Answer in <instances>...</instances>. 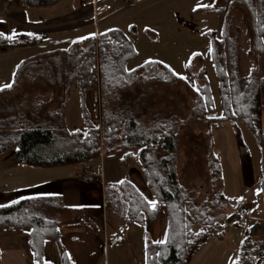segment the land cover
<instances>
[{
	"label": "trees",
	"instance_id": "16d2710c",
	"mask_svg": "<svg viewBox=\"0 0 264 264\" xmlns=\"http://www.w3.org/2000/svg\"><path fill=\"white\" fill-rule=\"evenodd\" d=\"M23 1L29 7L55 3V0ZM133 1L128 0L127 3L131 5ZM224 3L221 8L225 14L223 41L212 39L211 51L222 89L225 116L221 119L212 117L215 102L209 79L202 70L198 76L200 86L194 91V118L210 128H218L217 124L222 120L230 121L235 128H238V123H243L264 148V135L260 128L264 78L256 64L251 79L245 85L241 83L236 63L237 45L226 32L233 7H240L249 18L254 57L258 63L264 62V0H224ZM210 9L215 11L213 8L203 10ZM38 43L37 39L19 42L0 32V50ZM38 57L35 55L19 64L12 87L4 89L3 93L15 89L24 75L27 78L33 76L43 65L56 68L50 70L48 78L65 81L68 86L77 88L85 129L82 132L68 130L65 120L67 93L61 111L50 114L47 123L25 116L0 121V156L14 151L13 161L19 166L39 169L84 166L87 171L103 156L125 152L121 165L142 171L154 200H148L129 180L119 185H108L104 194L113 213L128 225H146L157 221L163 205L169 217L167 241L163 244L148 241L146 244V264H190L192 257L211 237L222 238L224 221L221 217L230 209L231 201L222 191L223 168L214 148L210 151L207 166L217 190L212 201L197 206L189 190L179 180L177 167L178 145L185 124L161 115L145 122L119 106L123 93L152 84L168 87L186 83L182 78L157 61L129 70V63L136 62L140 56L133 42L120 30L75 43L66 57L54 58L47 64H42L43 60ZM65 85L64 90H68ZM89 97H94L91 104ZM150 201L156 203L154 209ZM63 209V199L58 196L23 198L0 207V227L30 228V247L36 264H45V242L62 240L59 226ZM237 217L235 213L227 221L232 222ZM198 226L201 229L196 232L194 229ZM259 231V225L244 230L245 239L234 264H262L264 243L254 240ZM63 261L64 264H73L68 257Z\"/></svg>",
	"mask_w": 264,
	"mask_h": 264
},
{
	"label": "rangeland",
	"instance_id": "374dc122",
	"mask_svg": "<svg viewBox=\"0 0 264 264\" xmlns=\"http://www.w3.org/2000/svg\"><path fill=\"white\" fill-rule=\"evenodd\" d=\"M133 3L136 6V19L142 25L139 32L136 28H132V33L136 38L138 37L135 48L140 57L136 62L129 63L128 69L134 70L145 63L157 61L166 65L180 78L183 77L186 83L179 82L168 87L152 84L144 88H136L122 94L120 108L145 122H151L156 115H161L185 124L178 145L177 167L182 184L192 194L196 203H204L208 200V196L204 195L205 192L215 194L217 190L208 176L206 166L208 155L213 148L209 149V140L215 146L214 153H217L221 159L224 178L222 191L232 199L233 205L244 204L250 194L264 193V153L258 150V148L261 149L260 144L250 129L243 123H238V128H235L230 121L225 120L218 123V128H210L205 122H197L194 118L196 101L194 91L200 86L198 76L202 70H205L206 77L209 79L215 102V113L212 117L225 116L223 101H221L222 89L211 50L213 49L212 39L223 41L225 14L221 8L229 2L224 3V0H135ZM92 4L93 0H80V6L71 11L56 8L41 9L34 11V14L30 15V20L34 22V27L40 29L46 23L40 25L37 21L42 20L43 17L52 18L72 12L77 13L76 15L85 22L83 27L89 31L94 24L87 18L92 11ZM205 8H213L215 11L203 10ZM231 12L226 32L237 45L238 74L241 83L245 85L251 79L256 64L264 78V62L258 63L253 50L251 51L253 35L247 14L240 7H233ZM52 24L53 22H50L46 27H52ZM151 27L156 28L158 34L154 33V30L148 32L147 28ZM85 33L87 32H81L80 35ZM50 43L51 40L46 45ZM49 74V69L41 68L33 76L27 78V75H24L22 78L28 82H35L32 83L31 89L24 90L32 98L29 104L24 106L26 109L24 114H27L24 116L36 118L43 123L47 122L50 114L54 115L61 111L62 102L68 95L66 126L71 132L84 131L79 91L73 87L69 88V91L64 90V84L62 89L58 88L55 93L51 89L46 91L36 82L49 80ZM65 86L68 88L67 83ZM53 95L60 102L59 104H55ZM89 100L90 104L93 103L94 97H89ZM260 100L264 105V86ZM19 101L15 99L13 103ZM207 137L209 140L206 139ZM92 166L95 168L97 164ZM144 182L148 189L145 194L154 200L151 189L146 181ZM231 208L233 211H230ZM230 209L225 214L227 218L234 213V210L236 211L231 205ZM238 219L239 217L232 222L224 220L222 238L211 237L192 257L190 264H234L238 260L240 251V246L236 245H241L245 239L243 230L245 227L253 226L252 222L249 224L248 217L244 223L239 220L242 227L238 228L236 226ZM194 230L198 232L200 227ZM127 248L122 257L116 261L112 255L110 264L146 263V258L132 242L128 243Z\"/></svg>",
	"mask_w": 264,
	"mask_h": 264
},
{
	"label": "crops",
	"instance_id": "0c3cea01",
	"mask_svg": "<svg viewBox=\"0 0 264 264\" xmlns=\"http://www.w3.org/2000/svg\"><path fill=\"white\" fill-rule=\"evenodd\" d=\"M127 2L128 0H93L92 11L87 18L94 24L91 26L92 29L87 31L83 27L85 22L76 15L77 13L72 12L52 18L43 17L42 20L37 21L40 25L46 23L40 29L34 27V22L30 20V15H33L34 11L45 8L74 10L80 6V0H55L52 5L40 7H29L23 0H0V32L19 42H32L34 39L39 41L35 46L27 45L17 49L0 50V89H2L0 90V121L27 115L24 114L26 111L24 106L29 104L32 98L24 90L31 89L32 83L35 82L20 81L15 89L3 93V90L6 89L3 86L13 85L14 74L17 72L19 64L25 62L27 58L32 59L36 55L43 60L42 64H47L54 58L66 57L70 47L75 43L83 42L92 36L98 37L112 30L124 32L135 46L138 37L136 38L131 30L136 28L139 32L142 25L136 19V6L133 3L135 0L131 5ZM102 8L106 10L99 12ZM50 22H53L52 27H46ZM152 30L158 34L156 28H147L148 32ZM81 32L87 33L80 35ZM13 33H15L14 36ZM49 40L51 43L46 45ZM43 68L56 69L47 65H43ZM36 83L46 91L51 89L55 93L58 88L62 89V84L67 82L49 79ZM71 87L75 88L74 85L68 86V88ZM15 99L20 101L13 103ZM53 99L55 104L60 103L54 95ZM263 110L260 128L264 135ZM206 139L209 140L208 137ZM208 143L209 149L213 147L215 150V146L210 140ZM258 150L264 153V148L261 147ZM125 155V152H119L113 156H103L99 161L92 163L86 171L84 166L58 169L19 166L13 161L14 151H8L0 156V207L33 196L45 198L58 196L63 199L65 209H63L59 226L62 240L61 242L53 240L45 242L43 248L45 264H64L65 257H68L73 264H110L112 255L115 261L122 257L129 242L138 247L146 258L148 241L155 244H163L157 243V241H164V243L167 241L169 217L166 206L161 205L156 222H148L146 225H128L109 208L104 194L106 186L119 185L121 181L125 180L132 182L148 200H152L145 194L148 189L141 171L135 167L126 168L121 165ZM208 160L209 155L207 165ZM95 164H97V168L92 166ZM87 173L93 174L99 181L96 184L83 182L80 176ZM208 176L210 178L209 171ZM210 180L213 183L211 178ZM204 195L208 196V200L204 203L212 201L214 196L212 192H205ZM225 196L232 202V199ZM204 203H196V205L201 206ZM231 206L236 209L233 214L237 213L238 217L242 210L248 212L249 224L252 222L253 226H260L259 234L254 240L264 243V193L250 194L244 204L233 205L231 203ZM231 210L233 211L232 208ZM225 214L221 217L223 221L233 215L227 218ZM238 224L239 219L238 222L236 221L237 227ZM250 228L245 227L244 230ZM31 232L30 228L0 227V252L2 254L0 264H36L34 253L30 247ZM261 263L264 264V257Z\"/></svg>",
	"mask_w": 264,
	"mask_h": 264
},
{
	"label": "built area",
	"instance_id": "2783aa9c",
	"mask_svg": "<svg viewBox=\"0 0 264 264\" xmlns=\"http://www.w3.org/2000/svg\"><path fill=\"white\" fill-rule=\"evenodd\" d=\"M105 11V8H102L99 10V12H104ZM80 178L83 180V182H87V183H95L98 181V178H96L93 174H90V173H87L85 174L84 176H80ZM241 217H240V222L241 223H244L247 218H248V214L247 212H242V214H240ZM242 226V224H241Z\"/></svg>",
	"mask_w": 264,
	"mask_h": 264
},
{
	"label": "snow or ice",
	"instance_id": "6c2138e0",
	"mask_svg": "<svg viewBox=\"0 0 264 264\" xmlns=\"http://www.w3.org/2000/svg\"><path fill=\"white\" fill-rule=\"evenodd\" d=\"M204 6L207 7V5H204ZM14 35H15V33H13V36ZM9 38L11 39L12 37H9ZM181 78H183V77H181ZM3 87H5V88H11L12 87V84H6ZM0 90H2V89H0ZM121 183H123V181H121ZM150 204H151V207L153 209L156 207V203L154 201H150ZM157 243H164V241H157Z\"/></svg>",
	"mask_w": 264,
	"mask_h": 264
}]
</instances>
